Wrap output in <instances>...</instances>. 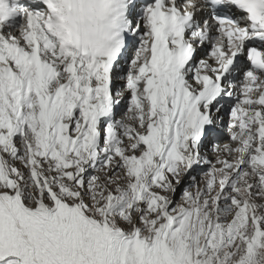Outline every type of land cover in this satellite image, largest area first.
<instances>
[{
  "label": "snow or ice",
  "instance_id": "1",
  "mask_svg": "<svg viewBox=\"0 0 264 264\" xmlns=\"http://www.w3.org/2000/svg\"><path fill=\"white\" fill-rule=\"evenodd\" d=\"M0 264H264V0H0Z\"/></svg>",
  "mask_w": 264,
  "mask_h": 264
}]
</instances>
